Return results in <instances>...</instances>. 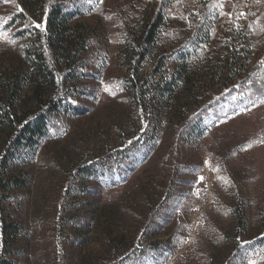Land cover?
<instances>
[{"label":"rangeland","instance_id":"374dc122","mask_svg":"<svg viewBox=\"0 0 264 264\" xmlns=\"http://www.w3.org/2000/svg\"><path fill=\"white\" fill-rule=\"evenodd\" d=\"M77 1L92 31L86 54L92 76L77 83L90 97L69 100L90 111L54 117L35 158L13 168L27 187H0V224L13 220L23 228L22 255L6 257L21 264H264V73L258 83L252 67L264 64V0ZM159 7L167 10L168 49L211 13L216 40L237 48L246 38L251 43L245 84L237 80L225 90L219 84L216 96L225 98H207L197 108L205 128L192 137L191 113L182 123L166 113L156 124L122 88L127 39ZM14 8L0 5V19ZM3 23L0 77H15L28 68L25 41ZM38 24L43 28L44 20ZM227 52L217 47L205 61L208 83L222 81ZM6 138L0 126V153ZM90 164L105 176L82 177L81 167ZM236 204L246 212L245 228L237 226Z\"/></svg>","mask_w":264,"mask_h":264},{"label":"trees","instance_id":"16d2710c","mask_svg":"<svg viewBox=\"0 0 264 264\" xmlns=\"http://www.w3.org/2000/svg\"><path fill=\"white\" fill-rule=\"evenodd\" d=\"M7 2H12L15 8L0 22L5 23L6 30L15 27L12 38L25 41L23 59L28 68L15 77H0V126L7 133L0 153V187L3 192L27 187L28 179L13 175V168L18 164L26 165L35 158L42 142L52 134L54 117L87 115L90 108L73 103L69 96L76 94L89 98L90 93L77 83L92 76L86 57L92 31L81 20L86 13L85 5L77 0H0V5ZM207 17L202 22L198 20L199 25L184 41L168 49L163 40L167 33V10L159 7L146 20L137 22L135 32L125 45L128 73L122 81L124 92L137 107L151 111L157 118L156 124L166 113L177 118L179 123L187 120L191 113L190 137L205 128L204 117L200 112L196 113L197 108L207 98H225V93L216 96L218 86H224L225 90L237 80L245 84L242 76L252 64L248 38L243 40L240 48L233 42L221 43L222 39L214 37L216 15L211 13ZM43 20V28L37 27ZM217 47L228 52L222 81L211 84L207 82L203 69L210 53ZM150 55L156 57L155 62L145 73L142 68ZM252 67L258 72L259 83L264 64L256 61ZM158 126L150 143L156 139ZM81 168L80 175L87 179H98L106 173L91 164ZM233 211L237 226L245 228L243 206L236 204ZM22 230V226L13 220H4L0 224L4 250L0 264H21L6 255H22L17 248Z\"/></svg>","mask_w":264,"mask_h":264},{"label":"snow or ice","instance_id":"6c2138e0","mask_svg":"<svg viewBox=\"0 0 264 264\" xmlns=\"http://www.w3.org/2000/svg\"><path fill=\"white\" fill-rule=\"evenodd\" d=\"M223 5H221V7H222ZM242 15H243V13H242ZM37 27H41V25L40 24H37L36 25ZM200 179L202 180L203 179V177H200ZM253 264H254V262H253Z\"/></svg>","mask_w":264,"mask_h":264}]
</instances>
